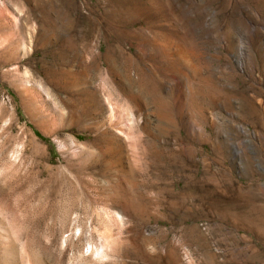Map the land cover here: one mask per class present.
Returning a JSON list of instances; mask_svg holds the SVG:
<instances>
[{
	"label": "rangeland",
	"instance_id": "rangeland-1",
	"mask_svg": "<svg viewBox=\"0 0 264 264\" xmlns=\"http://www.w3.org/2000/svg\"><path fill=\"white\" fill-rule=\"evenodd\" d=\"M0 14L26 47L0 20V231L44 264H93L108 232L99 263L264 264V0Z\"/></svg>",
	"mask_w": 264,
	"mask_h": 264
},
{
	"label": "bare ground",
	"instance_id": "bare-ground-1",
	"mask_svg": "<svg viewBox=\"0 0 264 264\" xmlns=\"http://www.w3.org/2000/svg\"><path fill=\"white\" fill-rule=\"evenodd\" d=\"M12 19L13 18L8 17V15L4 19L0 14V20L2 21V24L10 30L8 35L2 38L1 45L4 47V53L6 54V56L11 60H15V59L19 58L20 54L23 51H26V47H25L24 42L15 40L18 37L15 36L16 38H14V35H15L14 27H15V25L16 26L20 25V23H18L17 21H14ZM16 20H18V19H16ZM15 23H18V24H15ZM18 30H19V28H18ZM27 52H29V50ZM28 90H29V87L25 83H23L22 91L27 92ZM116 214H117V215H115L117 218L116 220L118 222H120V220L123 217V209H121L119 211V213H116ZM78 224H80V223H78ZM67 227H70V226H66L64 228H67ZM70 231H72V230H70ZM7 232L6 231L5 232L0 231V264H44V260L40 257L38 252L35 251V249L37 250V248H36L37 246L36 247L34 246L35 247V249H34L33 246H31L30 244L27 243V241L23 242V241L19 240L17 242L18 239L16 238L17 239L16 241L13 240V238ZM83 233H85V231H83V229H82L78 239L81 238ZM108 233L106 235H104V237H102L100 240L98 239L99 240L98 242H96V240H95V243L92 245L90 255L86 256L84 254L85 253L84 252V253H80V256L82 258L83 257H86V258L91 257V259H92V257L97 256V260L94 261L93 264H123V262L119 259L118 260L117 259H111V260H107L106 262L99 263L103 259H106V257H109L108 255H109L110 251L113 250L114 238L111 236L112 235L111 233H109V234ZM75 234H77V233H75ZM75 234L73 232V234L71 236H69V239H68L69 242L74 240V236H76ZM91 241H92V239H91ZM29 242H30V240H29ZM114 242H115V240H114ZM76 243H77V241H76ZM32 244H33V242H32ZM75 257H76V255H75ZM78 257H77V259H78Z\"/></svg>",
	"mask_w": 264,
	"mask_h": 264
}]
</instances>
